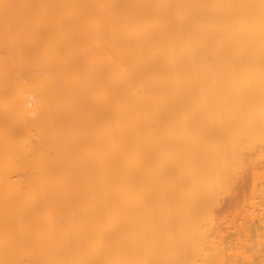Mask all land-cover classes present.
Instances as JSON below:
<instances>
[{
  "label": "bare ground",
  "instance_id": "bare-ground-1",
  "mask_svg": "<svg viewBox=\"0 0 264 264\" xmlns=\"http://www.w3.org/2000/svg\"><path fill=\"white\" fill-rule=\"evenodd\" d=\"M0 264H264V0H0Z\"/></svg>",
  "mask_w": 264,
  "mask_h": 264
},
{
  "label": "rangeland",
  "instance_id": "rangeland-1",
  "mask_svg": "<svg viewBox=\"0 0 264 264\" xmlns=\"http://www.w3.org/2000/svg\"><path fill=\"white\" fill-rule=\"evenodd\" d=\"M18 177V175H15V178H17ZM242 200H243V195H241L238 199H237V204H238V206H240L242 203ZM234 207H232L230 210H229V212L227 213V212H225V213H227L228 214V218H227V221L225 222V223H222L221 224V227H222V231H223V234H224V236H226V237H229V239L231 240V239H234L237 235L235 234L236 232H238V231H241V229H240V225L238 224L240 221H241V219H238L237 217H234L233 216V214H234ZM231 212V213H230ZM237 224L236 226L234 225V224ZM251 224H252V226H253V228H254V226L255 227H259V224L257 223V220L255 219V220H253L252 222H251ZM228 226H230L229 228H228ZM241 233V232H240ZM256 233V231H255V229H253V232L251 231V230H249V232H248V234H250L251 235V237L254 235ZM228 239V240H229Z\"/></svg>",
  "mask_w": 264,
  "mask_h": 264
}]
</instances>
